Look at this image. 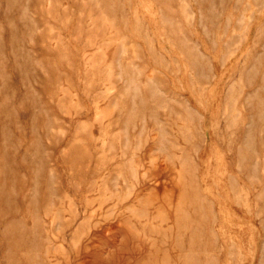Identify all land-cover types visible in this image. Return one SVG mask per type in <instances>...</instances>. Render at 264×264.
Instances as JSON below:
<instances>
[{
    "label": "rangeland",
    "instance_id": "obj_1",
    "mask_svg": "<svg viewBox=\"0 0 264 264\" xmlns=\"http://www.w3.org/2000/svg\"><path fill=\"white\" fill-rule=\"evenodd\" d=\"M0 264H264V0H0Z\"/></svg>",
    "mask_w": 264,
    "mask_h": 264
}]
</instances>
